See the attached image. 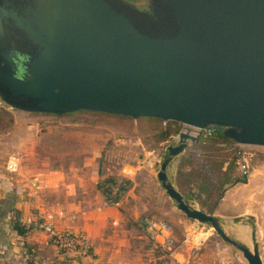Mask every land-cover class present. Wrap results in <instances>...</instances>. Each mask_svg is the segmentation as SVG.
Instances as JSON below:
<instances>
[{
    "label": "water",
    "instance_id": "95a60500",
    "mask_svg": "<svg viewBox=\"0 0 264 264\" xmlns=\"http://www.w3.org/2000/svg\"><path fill=\"white\" fill-rule=\"evenodd\" d=\"M0 101L178 120L161 188L248 264H264L256 240L251 248L229 235L167 171L206 128L264 146V0H0Z\"/></svg>",
    "mask_w": 264,
    "mask_h": 264
},
{
    "label": "rangeland",
    "instance_id": "374dc122",
    "mask_svg": "<svg viewBox=\"0 0 264 264\" xmlns=\"http://www.w3.org/2000/svg\"><path fill=\"white\" fill-rule=\"evenodd\" d=\"M13 111L11 130L0 135V219L25 225L34 251L51 250L47 255L51 264H101L105 261L98 259V238L108 229L122 235L126 228L141 235L142 245L135 249L139 264H248L239 250L220 237L215 248L217 244L221 248L215 254L208 240L215 232L208 224H202L205 233H198L206 236L199 248L174 245L169 252L155 249L153 239L139 229V219L151 215L167 222L175 241L197 233L195 220L185 227L184 219L179 221L174 215L173 200L160 192L164 190L156 172L165 146L162 151L148 148L152 142L141 130L133 129L138 123L146 128L148 120H124L114 113L92 110L60 115ZM182 128L180 123L179 130ZM239 145L247 173L264 170V146ZM14 160L17 167L11 170L9 162ZM174 169L172 163L170 175ZM239 171L243 174V168ZM100 172L127 180L118 204L107 201L96 188ZM256 181L252 187L257 186ZM251 192L264 195V184ZM256 205L263 208L264 200L259 199ZM254 240L264 246L257 235ZM85 241L88 246L82 247ZM177 250L184 258L175 256Z\"/></svg>",
    "mask_w": 264,
    "mask_h": 264
},
{
    "label": "crops",
    "instance_id": "0c3cea01",
    "mask_svg": "<svg viewBox=\"0 0 264 264\" xmlns=\"http://www.w3.org/2000/svg\"><path fill=\"white\" fill-rule=\"evenodd\" d=\"M205 132V129H203L200 132L199 138L200 136L204 135ZM175 135L173 136V138L175 137ZM198 140L196 142H198ZM172 141H174V139L164 141V146ZM196 142L188 145L183 153L174 158L168 166L169 169L172 163H174L175 165L173 175H170L167 169L168 174L170 175V178L175 185L176 183L174 181V176L180 163L181 157L186 152V150L189 147L193 146ZM238 177H242V174L239 173ZM254 180H257V186L252 187V184L255 183ZM231 183L227 184L221 191L217 202L214 204L210 212H213L218 216L219 221L226 232H228L229 235H231L239 242L249 246V243H252L255 235H257L259 242L261 240L264 244V207L259 208L258 205H256V202H258L259 199L264 200V195L263 193H261V195L258 196L257 193L253 194L251 192L252 188H260L262 184H264V170H256L251 173L248 172L247 181H238L234 184ZM176 187L178 188L177 185ZM160 192L161 194L168 196L163 191ZM97 195L99 196L98 191ZM186 198L189 199V201L196 207L209 212L204 207H202L196 199H192L189 197ZM172 204L176 219H184L183 223L186 227L187 223L190 224L192 219L187 218L182 211L175 207L174 202ZM81 212L84 213L85 209H82ZM130 226L131 225H126V227ZM123 232L124 233L122 235H118L117 230L108 229L105 230L101 237L98 238V259L102 258L105 261L101 262V264H139V251L135 249H137L138 247L140 248V245H142L141 235L137 234V231L135 232L133 228H126L125 230H123ZM28 235L29 234H19L17 230L12 228L9 220L6 219L5 221V219H0V258L3 260V262H6L7 264H24L27 261L28 256H31L34 259L35 264H51L53 262L52 259L47 258V255L51 253V250L47 249L48 251H42L41 249L39 250L36 248V250L34 251V247L32 246V244H29L27 241V239L29 238ZM208 240L211 246H214V248L217 242L220 243L219 237L215 234L211 235ZM220 248L221 246H218L217 244V247L214 250L215 254H217V252L219 253ZM259 252L264 262V246L260 247L259 245ZM175 256H177V258L178 256L184 258L185 255L181 250H177ZM201 259L203 260L202 255L200 257V261ZM96 260L93 259V261ZM78 262L80 263L81 260H79Z\"/></svg>",
    "mask_w": 264,
    "mask_h": 264
},
{
    "label": "trees",
    "instance_id": "16d2710c",
    "mask_svg": "<svg viewBox=\"0 0 264 264\" xmlns=\"http://www.w3.org/2000/svg\"><path fill=\"white\" fill-rule=\"evenodd\" d=\"M13 112V109L5 104H0V135L11 130L15 120ZM114 115L124 120H148L145 122L147 123L146 128L142 129L143 126L138 123L139 125L134 124L133 129L141 130L143 137L152 142V146L148 148H159L160 151L165 145L164 141L172 140L180 128V122L174 119ZM239 146L232 138L224 136L220 127H211L181 157L174 176V181L180 191L186 197L196 199L210 212L224 187L239 176V167L242 169L244 160ZM100 176L96 183L97 188L104 194L107 201H117L127 180H119L114 175H103L102 172ZM11 226L21 235H26L29 230L25 225L16 221H11ZM139 227L142 228L140 225ZM156 248L162 247L156 246ZM0 264L7 263L0 258ZM24 264H35V262L29 256Z\"/></svg>",
    "mask_w": 264,
    "mask_h": 264
},
{
    "label": "built area",
    "instance_id": "2783aa9c",
    "mask_svg": "<svg viewBox=\"0 0 264 264\" xmlns=\"http://www.w3.org/2000/svg\"><path fill=\"white\" fill-rule=\"evenodd\" d=\"M2 102L0 101V104ZM210 128H206L205 131L207 132ZM246 166V161L243 160L242 162V168L243 171ZM17 163L16 161H10L9 162V168L11 170L16 169ZM110 202H114L118 204V201H112L109 200ZM139 225L142 227V229L150 236L155 245L161 246L162 248L166 249L168 252L172 250V246L174 245H189L191 248H199L204 241L206 240V236L198 234L199 231L202 233H205V230H202L201 228L204 227L202 223L199 222H194L193 223V228H194V234H189L188 237H183L180 241H175L174 237L171 233V228L167 224L165 220L158 219L154 216L151 215H145L139 219ZM87 242L82 245V247H87Z\"/></svg>",
    "mask_w": 264,
    "mask_h": 264
},
{
    "label": "clouds",
    "instance_id": "9594fccd",
    "mask_svg": "<svg viewBox=\"0 0 264 264\" xmlns=\"http://www.w3.org/2000/svg\"><path fill=\"white\" fill-rule=\"evenodd\" d=\"M14 170V169H13Z\"/></svg>",
    "mask_w": 264,
    "mask_h": 264
}]
</instances>
